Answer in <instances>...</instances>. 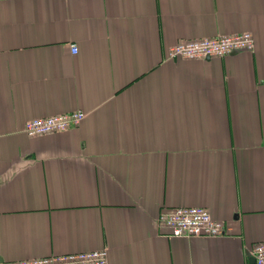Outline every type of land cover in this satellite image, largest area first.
Wrapping results in <instances>:
<instances>
[{
    "label": "crops",
    "instance_id": "1",
    "mask_svg": "<svg viewBox=\"0 0 264 264\" xmlns=\"http://www.w3.org/2000/svg\"><path fill=\"white\" fill-rule=\"evenodd\" d=\"M242 31L253 49L167 56ZM76 109V127L23 130ZM179 205L227 232L164 234L157 216ZM259 241L264 0H0V259L107 247L109 264H254Z\"/></svg>",
    "mask_w": 264,
    "mask_h": 264
},
{
    "label": "built area",
    "instance_id": "2",
    "mask_svg": "<svg viewBox=\"0 0 264 264\" xmlns=\"http://www.w3.org/2000/svg\"><path fill=\"white\" fill-rule=\"evenodd\" d=\"M255 38L250 31L234 32L181 40L171 46L168 57L198 58L224 56L234 50L253 49ZM72 52L78 51L75 43ZM82 109L39 116L25 121L23 130L30 136L68 130L78 126L86 117ZM157 222L168 236L197 237L219 236L227 232V226L212 216L200 205H179L160 211ZM254 264H264V241L256 242L251 248ZM0 264H109L107 247L68 253L34 256L16 260L0 259Z\"/></svg>",
    "mask_w": 264,
    "mask_h": 264
}]
</instances>
